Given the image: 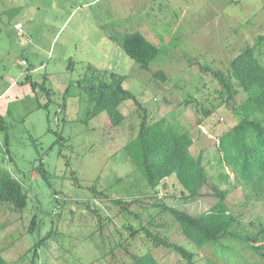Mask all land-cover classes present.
I'll return each instance as SVG.
<instances>
[{
	"label": "rangeland",
	"instance_id": "obj_1",
	"mask_svg": "<svg viewBox=\"0 0 264 264\" xmlns=\"http://www.w3.org/2000/svg\"><path fill=\"white\" fill-rule=\"evenodd\" d=\"M19 1L0 0V115L7 125V132L0 129V167L20 180L28 196L22 211L0 205V249L9 263L130 264L132 255L150 249L163 264H176L180 256L173 249L155 247L144 232L131 236L130 227L153 219L170 241L198 252L199 264H261L241 247L243 241L223 238L232 248L220 242L199 248L187 240L155 203L200 213L210 201H183L173 179L168 193L154 196L123 147L137 135L145 113L148 123L166 118L191 135L192 153L202 154L210 178L229 190L235 231L257 235L264 228V196L217 161L219 136L238 114L213 76L227 71L232 58L260 36L255 54L264 64V0ZM30 29L35 49L19 44ZM137 30L160 48L148 68L121 47L123 36ZM23 56L33 65L29 81L22 74L29 62H19ZM104 72L124 74L125 88L141 104L124 101L117 126L105 111L89 116ZM31 81L47 91L33 89ZM246 98L240 91L236 105ZM113 198L139 199L130 206L138 216ZM257 238L263 246L264 234ZM215 249L229 258L217 260Z\"/></svg>",
	"mask_w": 264,
	"mask_h": 264
},
{
	"label": "trees",
	"instance_id": "obj_2",
	"mask_svg": "<svg viewBox=\"0 0 264 264\" xmlns=\"http://www.w3.org/2000/svg\"><path fill=\"white\" fill-rule=\"evenodd\" d=\"M262 38L260 36L255 45H247L241 49L230 61L227 71H217L213 75L226 91L227 103H231L238 114L237 123L219 136L217 161L224 168L230 169L239 181L249 186L260 198L264 196V64L257 58L255 47L261 43ZM121 47L130 58L144 68H148L160 54V48L138 30L126 33L121 40ZM158 76L162 79L166 78L162 71L158 73ZM25 78L27 81L31 80L29 71ZM111 79L109 83L102 81L97 90L93 88L97 94L93 97V108L89 116H96L105 111L111 125L117 126L124 120V115L119 108L124 101L132 99L138 106L141 104L135 94L125 88L124 74L113 72ZM31 85L35 90L39 86L47 91L45 86L38 82L31 81ZM240 91L245 92L247 98L236 105L235 97ZM47 95L49 96V92ZM145 114L137 135L124 145L123 151L154 191V196L159 195L161 191H165L164 194L168 193L173 179L179 185V193L183 201H210L209 207L200 213H193L185 208L168 204L165 200L155 204L173 217L180 225L183 236L199 248L206 246L216 248L213 243H221L223 238H229L233 242L242 243L243 241L245 247L243 245L241 247L249 250L253 257L260 258L264 263V250H262L264 245L257 244V236L264 234V228L260 229L257 235L235 231L237 216L231 211L228 202L229 190L222 188L210 178L203 155L192 153L191 146L194 140L191 135L180 132L166 118L148 123ZM0 129L7 132V125L2 115H0ZM8 142L7 134L6 144ZM7 152L9 153L8 148ZM37 170L40 173L45 171L43 162ZM228 177L229 173H221V178ZM137 200L139 199L131 201H125L122 198L112 199L121 210L135 215L137 214L130 206ZM4 202L10 204L15 210L22 211L28 204V196L20 180L13 176L10 170L0 167V205ZM153 221L151 219L147 226L130 227L131 236L135 237L144 232L155 247L173 249L180 256L176 264H199L198 252L170 241L157 229L163 224H156ZM35 223L34 216L31 229L34 228ZM221 244L226 248H232V246ZM213 253L217 260L229 258L227 254L219 255L217 249ZM237 255L244 259V254L237 253ZM0 264H11L3 256L1 249ZM130 264L163 263L149 249L141 254L132 255ZM211 264L219 263L213 260Z\"/></svg>",
	"mask_w": 264,
	"mask_h": 264
},
{
	"label": "crops",
	"instance_id": "obj_3",
	"mask_svg": "<svg viewBox=\"0 0 264 264\" xmlns=\"http://www.w3.org/2000/svg\"><path fill=\"white\" fill-rule=\"evenodd\" d=\"M19 1V0H18ZM23 1V0H22ZM30 1V0H29ZM20 2V1H19ZM19 24V23H18ZM17 24V25H18ZM17 27V26H16ZM20 30V29H19ZM21 31V30H20ZM31 31H33V30H29L27 33L26 32H22V37L20 38V45L22 46V47H24V48H26L27 46H29L31 49H35L36 48V46L38 45L37 43H34V41L32 40V38H31V36H32V32ZM139 31V30H138ZM146 36V35H145ZM48 43V42H47ZM37 47H39V46H37ZM26 60L27 62H29V64H30V67H28V69L27 68H25L23 71H22V74H27L28 73V71L31 73V69L33 68V65H32V63H31V60H30V57L29 56H23V57H21V58H19V62L21 61V63L23 64V60ZM27 64V63H26ZM32 74V73H31ZM104 74H105V76L102 78V81H105V82H107V83H109L110 81H111V74L112 73H109V72H104ZM109 75V77H107ZM33 76V75H32ZM26 79V78H25ZM108 79H110L109 80V82H108ZM12 83H15V81H12ZM124 83H125V81H124ZM124 86H125V84H124Z\"/></svg>",
	"mask_w": 264,
	"mask_h": 264
},
{
	"label": "built area",
	"instance_id": "obj_4",
	"mask_svg": "<svg viewBox=\"0 0 264 264\" xmlns=\"http://www.w3.org/2000/svg\"><path fill=\"white\" fill-rule=\"evenodd\" d=\"M17 28H18V29H21V28H22V25L19 23V24L17 25ZM26 63H27V61L24 59V60H23V64H26Z\"/></svg>",
	"mask_w": 264,
	"mask_h": 264
}]
</instances>
